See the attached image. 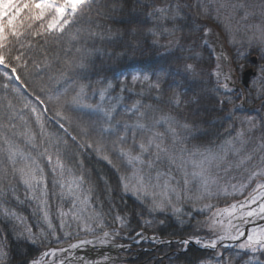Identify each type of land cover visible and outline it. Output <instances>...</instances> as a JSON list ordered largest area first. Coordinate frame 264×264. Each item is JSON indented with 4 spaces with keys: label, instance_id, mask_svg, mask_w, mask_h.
Returning a JSON list of instances; mask_svg holds the SVG:
<instances>
[{
    "label": "snow or ice",
    "instance_id": "1",
    "mask_svg": "<svg viewBox=\"0 0 264 264\" xmlns=\"http://www.w3.org/2000/svg\"><path fill=\"white\" fill-rule=\"evenodd\" d=\"M123 2L124 0H111L109 5L103 6L100 0H0V65L5 69H10V73H16L20 67H23L27 72L28 59L31 58L35 43L34 38L37 37L43 44H47L49 41L55 44L65 42L69 50L75 48V53L64 59L63 68L56 76L50 77V80L53 85H58L61 81L67 82L62 91L57 89L55 99L61 109L67 108L81 114L79 127L85 141L79 146L92 148L102 159L120 172L121 169L112 158L114 155L116 161L124 163L131 171V176L124 174L120 176L123 192H130L140 200L151 197L150 212L165 214V219H167V214L171 213L180 225L188 224L192 228L193 234L178 241L185 249L189 244L194 243L205 249H213L215 264H233L232 258L226 256L222 250L228 245L221 242L238 240L245 234L239 229L233 232V225L230 221L223 232L218 231L217 225L221 223L218 218L225 214L231 217L238 208H247L248 210L243 212V216L264 219V183H258L253 190L258 195L250 193L243 202L233 203L228 208L221 209L212 203L203 202L217 199L221 195H235L237 192L243 195V190L248 186V182L264 175V156H261L260 171L250 172L247 182L239 184H233L228 180L224 184L219 182V173L221 171L228 173L233 166L248 171V165L255 159V149L251 152L245 151V145L256 129L262 127V124L257 123L256 116L237 115L245 99L242 94L239 97L240 104H237L231 97L225 96L217 101L220 112L224 113L219 118L228 125L226 129L228 136L224 142L218 145L210 143L193 145L190 148L188 145L193 140L204 138L200 134L204 122L190 120L179 111H165V108L160 106L164 96L171 93L167 105L171 109H181V106L186 104L183 99L185 85L191 86L202 75L196 63L187 62L188 59H198L200 52L196 48H186L182 44L183 22L186 20L184 9L188 7L186 3H182V0H175L174 3L164 0L163 6L156 5L154 2L147 5L151 8V11L146 13V18L150 23L137 21L129 32V35L133 37L143 35L145 40L150 38L151 44L164 49L163 55L171 54L170 64H181L180 67L172 69V74L181 79L173 78L171 83H167V77L172 74L167 72L157 74L154 80L149 75L132 76L131 83L133 85L137 82L142 85L146 84L147 92L154 94L155 106L142 104L140 100H136L131 107L124 108L121 113L118 111V103L121 98H116V103L112 102L111 90L115 86L110 81L106 82V87L90 94L89 86L80 81L86 79L87 72L94 65L95 53L99 51L95 47L96 42L122 39L120 31H114L102 21L111 19V14L116 12L118 6H121ZM224 6L221 5V7ZM200 7L201 11L207 15V8L202 4ZM228 7L233 10L242 9L241 19L244 22L257 17L255 10L257 6L240 3L229 4ZM258 7L260 9L259 23H245L243 29L239 22L235 27L230 24L224 25L229 45L236 47L238 40L240 43L246 41L248 47L257 46L264 51V2ZM37 21L39 24L34 27L33 25ZM190 31H200V29L196 27ZM210 32L211 29L205 28L204 35L201 37V43L209 48H211V44L207 37ZM238 33H242V35L238 37ZM249 33L251 34L249 35ZM162 37L167 40V43L161 44ZM131 46L134 52L142 50L139 41L132 42ZM176 51L191 52L193 56L178 57L175 55ZM211 52L216 63L210 75L215 77L218 86L225 91H231L228 81L233 79L232 74L224 72L221 67L223 60L231 68L227 52L221 49L219 54H216L214 48H211ZM43 56L44 67H50L47 52H44ZM33 65L37 69L41 67V64L35 60H33ZM16 79H20V77L17 75ZM71 85H75V88L70 95L69 87ZM165 85L167 86L165 87ZM125 90L126 86L121 84L120 91ZM258 92L257 98H264V88L258 89ZM49 98L51 99V97ZM41 102L43 103V101ZM197 102L198 100L194 97L192 103ZM28 107L29 103L25 102L24 108ZM7 108L11 113L9 123L5 124L0 119V198L6 197L8 191L15 194L12 182L18 180L34 199L39 193L44 198L42 202L46 204L48 183L45 168L41 164V158H44L50 166L53 184L59 186L61 194L72 197L81 205H87L92 198L93 187L82 173L74 174L73 169L64 163L59 149L61 140L49 137L45 133L43 123H40L39 136L47 137L46 146L36 154L22 149L17 142V137H22L25 143L35 150L39 147L37 136L28 127L26 121L24 130H17V125L11 123L12 117L16 115L11 100L8 101ZM31 111L35 112L36 109L33 107ZM57 115L68 119L63 116L61 111H57ZM123 116L128 118L124 119ZM20 119L23 120V117ZM36 119L37 122H40L39 116ZM259 121L264 123V116H260ZM233 130L235 134H233ZM72 140L76 141L77 137L72 136ZM49 148L54 151L50 153ZM261 148L264 149V145H261ZM173 172L179 173L180 178L177 179ZM16 198L19 200V197ZM185 203L191 205L188 212L182 207ZM251 205H256V207L251 208ZM205 212L208 213L206 221L196 218L195 213L203 214ZM0 215L20 220L16 212L10 209L0 207ZM44 219L48 228L53 229L46 211ZM115 219L119 221L121 227L126 226L127 217L117 215ZM165 219H161L159 223L164 224ZM63 226L64 221L61 220V227ZM96 227L100 229L106 227L101 218L96 219ZM142 227H152V221H144ZM202 229L212 232L215 238L204 239L196 235ZM25 230L27 239L36 243L38 237L33 234L31 227H26ZM84 230L94 231L88 225H85ZM54 234L55 230L53 229ZM40 235H44L43 231ZM119 235L118 230H114L112 233L102 231L96 241L86 239L80 244H72L70 247L77 248L94 243L104 245ZM136 235L141 239L144 238L142 232H137ZM150 239L154 243H170V241L161 240L155 235ZM218 243L220 247L217 246ZM118 246L123 247V245ZM236 247L252 254L264 253V229H253L246 240ZM51 254L55 255V252L53 251ZM5 255L6 253L0 247V264H3ZM48 255V252L44 253V256ZM33 264H39V261H33ZM200 264H209V262L202 260ZM247 264H251V261H248Z\"/></svg>",
    "mask_w": 264,
    "mask_h": 264
},
{
    "label": "trees",
    "instance_id": "2",
    "mask_svg": "<svg viewBox=\"0 0 264 264\" xmlns=\"http://www.w3.org/2000/svg\"><path fill=\"white\" fill-rule=\"evenodd\" d=\"M103 6L111 3V0H100ZM163 6L164 0H124L118 10L112 13V18L103 20V24L109 25L114 31L122 33V39L105 40L96 42L95 47L99 49L95 53V62L91 69L87 72L86 79L80 82L86 83L89 86L90 94L96 90L106 87V82L110 81L115 87L111 90L112 102L116 103V98L119 99L118 111L126 107H131L136 100H140L142 104H153L155 106L154 94L147 92V85L131 83L133 75H149L154 80L157 74L167 72L172 74L174 67H180L181 64H170L171 54L163 55L164 49L151 44V39L145 40L143 35L133 37L129 35L130 29L137 21L150 23L146 18V13L151 11L147 7L152 3ZM175 2V0H170ZM264 0H182L188 7L184 9L186 20L184 23V33L182 44L184 47L196 48L200 52L198 59H188L189 63H196L198 70L202 72L199 80L191 86L185 85L186 101L181 109H171L167 105L168 97L171 93H167L161 101V107L165 111H179L185 117L197 122L203 121L201 135L203 139L193 140L188 146L193 145H218L224 142L228 136L226 129L228 128L219 117L224 113L220 112L218 99L225 96L231 97L240 104L239 97L242 94L244 99L242 107L238 110V116L252 115L257 117V123L262 124L252 135L249 142L245 145V151H253L255 159L248 165V171L243 168L233 166L228 173H219V182L224 184L226 180L233 184L247 182L249 173L252 171H260V157L264 156V123L259 121L260 116H264V98H257L259 95L258 89L264 88V51L259 47H248L246 41L240 43L238 40L237 46L233 47L228 44L231 54V68L229 69L232 77H237L238 82L241 80L242 73L248 68H254L257 71V76L252 79L250 88L241 92H236V88L229 86L231 91H225L215 82V77L210 73L215 67V59L212 55L211 48L201 43V37L204 35V29H213L220 32L225 41L227 36L224 30L225 25V10L221 5L228 6L229 4L254 5L256 7L257 17L250 19L247 22L242 21V9L237 8L239 20L245 24H257L259 20V5ZM207 8V15L201 11L200 5ZM195 5V6H193ZM226 20V19H225ZM235 20H232L234 22ZM230 21V20H229ZM228 21V22H229ZM239 22V23H240ZM238 22H234L236 26ZM240 23V24H241ZM39 24L37 21L33 26ZM199 27L200 31H190V29ZM251 33H249L250 35ZM242 35L239 33L238 37ZM35 43L32 48L31 58L28 59V70L23 67L17 69L16 73H10V69L3 68L0 65V119L5 124L9 123L10 111L7 108L9 100L14 105L16 115L12 117L11 123L17 125V130L23 131L25 128L24 122H27L28 127L37 136L39 147L35 150L27 145L22 137H17V142L20 147L26 151H32L33 154L41 151L47 144V137L39 136L40 123H43L45 133L51 138H59L60 155L64 163L73 169V173L83 174L87 181L93 187V195L87 205H81L79 201L72 197L62 195L58 185L53 184V176L50 172V166L47 160L41 158V164L45 168V174L48 183L47 203L44 204L43 197L37 193V198L34 199L32 194L28 192L25 186L18 180L12 182V188L15 189V194L8 191L6 197L0 198V207L10 209L20 217L16 220L12 217L0 215V247L6 253L3 264H31L36 261L41 255L50 250L61 248L68 245L78 238L87 235V231L82 230V226L67 225L66 214L86 209L89 213L95 216L94 232L101 234L102 231L118 230L119 233L128 237H135L137 232L146 233L149 236H157L161 240L182 241L193 234L192 228L188 225H180L171 213L165 214L159 212H150V199H137L130 192L126 193L121 188V174L131 176V171L127 166L112 158L121 169L120 172L110 165L106 160L102 159L92 148H81L80 143H84L85 138L81 133L79 121L81 114L78 111H73L67 108L61 109L57 100V89L63 90L66 81H61L58 85H53L50 77L56 76L63 68V61L66 57H71L75 53V48L69 50L65 42L59 44L49 41L43 44L40 38H34ZM139 41L142 45V50L133 51L132 42ZM167 43L163 37L161 44ZM228 43V42H227ZM27 51V49H25ZM47 52V60L50 62V67H44L43 53ZM178 57H192L191 52L176 51ZM257 56L259 63L257 66L251 64V58ZM33 60L41 64L37 69L33 65ZM20 79H16V76ZM181 79L175 77L174 74L167 77V83H171L172 79ZM121 84L126 86V90L121 92ZM7 85V87H5ZM167 85H165L166 87ZM75 85L69 87V94L73 93ZM51 97V99L49 98ZM198 100L197 103H192L193 98ZM43 101V103L41 102ZM28 102L29 107L24 108V103ZM92 102V101H90ZM36 111L32 112L31 108ZM232 107V105H229ZM57 111H61L63 116L68 119H63L57 115ZM40 117V122H37L36 117ZM23 117V120L20 119ZM127 119V116H123ZM63 124V127H61ZM233 134H235L233 130ZM10 135V133H9ZM72 136H76L77 140L73 141ZM66 141V143H64ZM239 147V145H238ZM54 149L49 148L51 153ZM231 158V157H230ZM55 159V157H54ZM82 162V167H81ZM177 179L180 174L173 172ZM264 182V175L258 176L243 190V195L237 192L235 195L223 196L203 203H212L218 208H228L231 204L240 201L249 196L252 190L255 189L258 183ZM231 191V189H229ZM16 197H19L17 200ZM75 205V206H74ZM182 207L186 212L190 211V204H183ZM48 213V219L53 225V229H49L47 222L44 219V212ZM127 217V224L121 227L119 221L115 217ZM196 218L200 221H206L208 213H195ZM101 218L106 225L104 229L96 227V219ZM165 219L164 224L159 221ZM221 223L217 225V230L223 232L227 226L225 215L218 218ZM61 220L64 221V226L61 227ZM144 221H152V227H142ZM194 223V221H193ZM26 227H31L33 234L38 239L36 243H32L27 239ZM43 231L44 235L40 233ZM24 234L21 235L20 233ZM196 235L204 238H215L212 232L202 229ZM242 243V242H241ZM240 244V243H239ZM226 256L233 260V264H264V253L246 252L236 246L222 249ZM130 260L126 264H200V261H208L209 264H215V251H202L195 247H187L186 249L178 242L164 243L163 246H158L151 243L142 244L141 250L130 255Z\"/></svg>",
    "mask_w": 264,
    "mask_h": 264
},
{
    "label": "rangeland",
    "instance_id": "3",
    "mask_svg": "<svg viewBox=\"0 0 264 264\" xmlns=\"http://www.w3.org/2000/svg\"><path fill=\"white\" fill-rule=\"evenodd\" d=\"M253 1V0H252ZM224 10H225V24H230L233 26L234 22H240L239 20H235V18L238 17V11L233 10L232 8L228 7V6H224ZM243 12V10H242ZM230 20V21H229ZM232 20H235L234 22H232ZM229 21V22H228ZM241 23V22H240ZM237 25V24H235ZM243 23L240 24V27L243 29ZM235 27V26H233ZM239 35V33H238ZM209 43L211 44V48H214L216 50V54H219V52L221 51V49H223L224 51L227 52L230 62H231V54L229 51V47H228V43L225 41L223 35L216 31L211 29V32L209 33L208 37H207ZM221 67L222 70L224 72H230V68L228 67V64L225 63L223 60L221 61ZM230 82V86L232 82H235V80H230L228 81V83ZM252 84V79L249 83V86H251ZM235 86V85H234ZM243 86V84H239V87ZM233 87V86H232ZM237 93L239 91H236ZM253 192V189H251ZM254 195H258V193L256 192ZM240 202L243 201H237L235 202V204H239ZM251 207V206H250ZM248 209H240L238 208L235 213L229 217L225 214V219L227 220V225L229 224V221L231 222V224L233 225L232 231L235 232L237 229H239L240 231L244 232V236H241L240 238H246L248 235H250L252 233L253 229H264V219H261L260 217H245L243 216V212L247 211ZM95 216H93L91 213H89L86 209H82V210H78L76 212H70L69 214H66V219H67V225L69 226H82V230L85 231V225H88L90 227H92L94 229V221H95ZM109 233H112L113 231H108ZM100 236V234L95 233L94 231H87V235H85L84 237L78 238L77 240H75V242L62 246L61 248L55 249V250H50L48 251L49 255L48 256H44L41 255L36 261H39V264H84L81 259H80V255H81V251L84 248V246L88 245H82L80 247L77 248H71L70 245L72 244H80L81 241L83 240H93L96 241L97 238ZM143 239H141V237L139 236H135V237H128L125 235H122L120 233L119 236H116V239L113 241L114 242V247H113V251L115 252L114 256H115V262L113 264L119 263V260L123 259V256L128 257L130 254H135V251L140 249L142 244L145 243H154L151 239H149L148 237H146L145 235H143ZM120 238H122V242L120 241ZM239 238V239H240ZM139 241V242H137ZM236 241V240H234ZM233 240H226L223 241L221 243L223 244H227L229 245L230 243L234 242ZM111 243H109L110 245ZM108 245V246H109ZM112 245V244H111ZM118 245H123V247H119ZM219 245V243H218ZM138 247V248H135ZM64 249H67V251H64ZM55 252V255H52V252ZM43 257V259H41ZM106 259H98L94 264L97 263H101V264H105L109 262V264L113 261H108ZM124 262H122L123 264ZM33 264V263H31Z\"/></svg>",
    "mask_w": 264,
    "mask_h": 264
},
{
    "label": "water",
    "instance_id": "4",
    "mask_svg": "<svg viewBox=\"0 0 264 264\" xmlns=\"http://www.w3.org/2000/svg\"><path fill=\"white\" fill-rule=\"evenodd\" d=\"M251 61H252V63L254 65H256L258 63V59L256 57H253ZM253 76H256V72L253 69L252 70H249V71H247V72L244 73V75H243V85L245 87H249V83H250L251 78ZM241 240H243V239H238V240L234 241L233 242V245H236ZM200 249H202V250H208V249H205V248H200Z\"/></svg>",
    "mask_w": 264,
    "mask_h": 264
},
{
    "label": "bare ground",
    "instance_id": "5",
    "mask_svg": "<svg viewBox=\"0 0 264 264\" xmlns=\"http://www.w3.org/2000/svg\"><path fill=\"white\" fill-rule=\"evenodd\" d=\"M249 70H252V69H251V68H248V69H246V72L249 71ZM242 79H243V77H242ZM113 244H114V242H113ZM195 245H196V244H195ZM195 245H194V243H191V244H190V247H195V248H197V249H199V250H202V249H200V248H202V247H200L199 245H196V246H195ZM232 245H233V242L230 243V244L228 245V247H231ZM228 247H227V248H228ZM212 250H213V249H212ZM202 251H205V250H202Z\"/></svg>",
    "mask_w": 264,
    "mask_h": 264
}]
</instances>
